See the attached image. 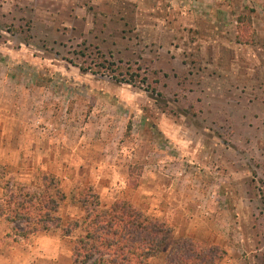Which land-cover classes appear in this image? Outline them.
<instances>
[{"label": "rangeland", "instance_id": "374dc122", "mask_svg": "<svg viewBox=\"0 0 264 264\" xmlns=\"http://www.w3.org/2000/svg\"><path fill=\"white\" fill-rule=\"evenodd\" d=\"M101 57L138 80L93 72ZM48 177L63 224L87 187L165 221L149 264H175L183 238L222 247L217 264H264V0H0V201ZM9 224L0 251L22 264L37 233Z\"/></svg>", "mask_w": 264, "mask_h": 264}, {"label": "trees", "instance_id": "16d2710c", "mask_svg": "<svg viewBox=\"0 0 264 264\" xmlns=\"http://www.w3.org/2000/svg\"><path fill=\"white\" fill-rule=\"evenodd\" d=\"M237 21L239 30L236 40L250 42L249 15L241 14ZM90 69L108 74L117 81L138 80L137 74L128 77V72L104 57ZM44 188L37 193L25 191L23 194L20 191L15 196L4 197L0 201V217L10 224L23 221L25 227L19 231L23 236L51 228L69 236L76 229H81L71 248L73 264H149V258L159 252L171 233L165 221L149 216L126 199H116L108 206H101L99 196L92 187H87L78 199L83 206V215L63 224L58 208L65 199V193L55 177L46 178ZM180 241L183 242L178 241L177 245L181 249H176L175 254L178 259L183 258L185 264H217L226 254L218 245L189 238ZM170 259L171 263L180 264L174 261L178 260L175 257Z\"/></svg>", "mask_w": 264, "mask_h": 264}, {"label": "crops", "instance_id": "0c3cea01", "mask_svg": "<svg viewBox=\"0 0 264 264\" xmlns=\"http://www.w3.org/2000/svg\"><path fill=\"white\" fill-rule=\"evenodd\" d=\"M121 199H125V198H121ZM129 202L133 203L132 201H129ZM51 229H53V228H51ZM21 230H23V227L18 229V232ZM49 230H41V231L35 232L37 234L35 235V239H34L32 244H28L29 246L28 245H23V246L19 245L15 248L17 253H18L17 255H19L18 257H19L20 261H22L21 262L22 264L25 262H27V264H28V259L26 258L27 254L30 253L28 251V248H32V247H33V249H34V247L35 248H42L44 251H46L48 253L49 256H51L49 258V256L47 255L46 257H44L46 259L42 258L43 261H40L37 264H73L72 258L70 255L71 253H69L70 249L67 252L66 247H65L66 244L65 245H64V243L61 244V241L63 239H67L68 236H64V235L63 236H56L55 234L48 233ZM7 253H8L7 251L6 252L0 251V264H9L8 261H10V257L12 256V252L10 251L9 257H7V255H6ZM47 257L49 260L47 259ZM39 259H41V258H39Z\"/></svg>", "mask_w": 264, "mask_h": 264}]
</instances>
